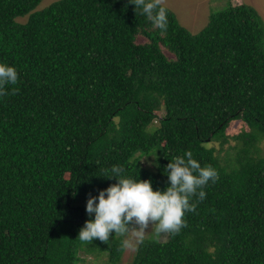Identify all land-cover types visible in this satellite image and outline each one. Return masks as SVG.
Wrapping results in <instances>:
<instances>
[{
    "label": "trees",
    "instance_id": "1",
    "mask_svg": "<svg viewBox=\"0 0 264 264\" xmlns=\"http://www.w3.org/2000/svg\"><path fill=\"white\" fill-rule=\"evenodd\" d=\"M41 1L0 0V61L19 74L0 98V264H123L120 236L78 239L89 194L114 164L163 189L186 151L218 179L186 227L145 237L127 264H264L258 9L229 2L193 33L163 3L166 30L128 0Z\"/></svg>",
    "mask_w": 264,
    "mask_h": 264
},
{
    "label": "clouds",
    "instance_id": "2",
    "mask_svg": "<svg viewBox=\"0 0 264 264\" xmlns=\"http://www.w3.org/2000/svg\"><path fill=\"white\" fill-rule=\"evenodd\" d=\"M128 3L154 27L167 29V10L162 0H128ZM18 79L16 67L0 61V98L9 94L7 86L17 84ZM124 171L118 164L104 170L102 176L115 178V183L96 195L89 194L86 212L91 218L79 230L80 241L99 239L108 243L110 235L120 236L121 248L128 249L133 246V240L136 244L143 242L148 232L145 229L150 224L157 235L175 236L187 226L186 213L195 211L196 203L206 198L205 186L218 179L217 171L211 166H202L191 151L170 159L163 169L168 177L163 189L154 188L151 179L127 176Z\"/></svg>",
    "mask_w": 264,
    "mask_h": 264
},
{
    "label": "rangeland",
    "instance_id": "3",
    "mask_svg": "<svg viewBox=\"0 0 264 264\" xmlns=\"http://www.w3.org/2000/svg\"><path fill=\"white\" fill-rule=\"evenodd\" d=\"M56 1L59 0H42L36 10L47 8ZM229 2L234 5L241 4L243 2L253 5L258 9L264 19V0H162L163 4L174 10L180 23L193 33L200 32L208 24L212 13L222 9V7L229 4ZM26 20L27 18L20 19L22 22H25ZM139 40L144 41L145 39L140 37ZM236 123L230 124L229 133L232 135L240 133L242 128H244V124L240 123L237 125ZM262 148H264V145ZM143 162L146 165H152V162L149 159L147 160L144 158ZM145 230L148 231L145 237H152L155 235L154 230H151V224ZM165 237V233H161L159 236L160 240L165 239ZM137 245L138 244H136L135 240H133V246L125 250L123 264H127L132 260Z\"/></svg>",
    "mask_w": 264,
    "mask_h": 264
}]
</instances>
